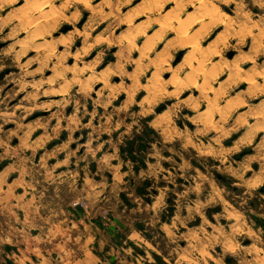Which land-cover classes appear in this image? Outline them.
Returning a JSON list of instances; mask_svg holds the SVG:
<instances>
[{
    "label": "rangeland",
    "instance_id": "obj_1",
    "mask_svg": "<svg viewBox=\"0 0 264 264\" xmlns=\"http://www.w3.org/2000/svg\"><path fill=\"white\" fill-rule=\"evenodd\" d=\"M263 74L264 0H0V264H264Z\"/></svg>",
    "mask_w": 264,
    "mask_h": 264
},
{
    "label": "bare ground",
    "instance_id": "obj_2",
    "mask_svg": "<svg viewBox=\"0 0 264 264\" xmlns=\"http://www.w3.org/2000/svg\"><path fill=\"white\" fill-rule=\"evenodd\" d=\"M27 2V1H26ZM43 3H44V1H43ZM45 3H46V1H45ZM45 3L43 4V5H45ZM40 4V3H39ZM41 4H42V2H41ZM179 4V3H178ZM25 5V4H24ZM43 5H41V6H43ZM35 6V8L33 7V9H37V8H39L40 6H38L37 5V7H36V5H34ZM25 7V6H24ZM209 11H210V9H208ZM217 10V9H216ZM40 11V10H39ZM23 12V11H22ZM45 12H46V10H45ZM211 12V11H210ZM27 13L29 14V11H27ZM41 13H43V12H41ZM214 14H215V11H214ZM30 15V14H29ZM37 16V15H36ZM206 16V15H205ZM204 16V17H205ZM24 17H27L26 16V12H25V15H24ZM46 17V16H45ZM19 18H20V16H19ZM36 19H37V17H35ZM40 18V17H39ZM43 18V17H42ZM52 18V17H51ZM171 18V17H170ZM169 18V19H170ZM173 18V17H172ZM171 20V19H170ZM172 20H174V19H172ZM30 21V20H29ZM33 21H35V20H33ZM194 21V20H193ZM35 23H36V21H35ZM181 24H183V22H181ZM30 25V24H29ZM180 26H182V25H180ZM38 27V26H37ZM43 29V28H42ZM174 29V28H173ZM179 30V29H178ZM180 30H181V28H180ZM38 30H36V32H37ZM183 31H184V29H183ZM39 32H41V31H39ZM181 34H182V31L180 32ZM38 34V33H37ZM187 35V34H186ZM191 35V34H190ZM188 36V35H187ZM198 37V36H197ZM151 38H153L152 36H151ZM183 38V37H182ZM154 39V38H153ZM192 44V43H191ZM166 45V44H165ZM166 51V50H165ZM192 57H194V56H192ZM198 59V58H197ZM160 61H161V59H160ZM200 61V60H199ZM166 62V61H165ZM159 64H160V62H159ZM191 71V70H190ZM262 72H263V70H262ZM193 73H194V71H193ZM264 75V74H263ZM191 76H193V75H191ZM190 77V76H189ZM196 78V77H195ZM189 80V79H188ZM184 81V80H183ZM205 81V80H204ZM149 86V85H148ZM206 90V89H205ZM213 99V98H212ZM215 99V98H214ZM209 107V106H208ZM208 107L206 108V109H208ZM206 109H204V111L206 110ZM209 109H211L210 107H209ZM212 110V109H211ZM211 110L209 111V112H211ZM216 110V109H215ZM206 112H207V110H206ZM215 112V111H214ZM200 113H198V115H199ZM217 114V113H216ZM209 115V114H208ZM212 116V115H211ZM207 117V116H206ZM209 117V116H208ZM217 126V125H216ZM257 180V179H256ZM215 237V236H214ZM218 240V239H217ZM224 244H225V242H224ZM228 249V248H227Z\"/></svg>",
    "mask_w": 264,
    "mask_h": 264
}]
</instances>
